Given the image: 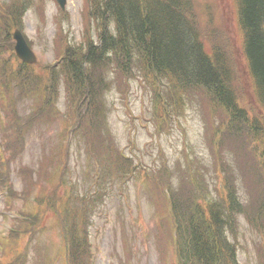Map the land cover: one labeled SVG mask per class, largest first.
<instances>
[{"label":"rangeland","instance_id":"obj_1","mask_svg":"<svg viewBox=\"0 0 264 264\" xmlns=\"http://www.w3.org/2000/svg\"><path fill=\"white\" fill-rule=\"evenodd\" d=\"M35 2L25 0L21 28L38 57V62L29 67L33 73L30 78L36 75L47 81L50 64L58 59L57 41L64 44L69 39L68 48L84 49L81 43L88 35L84 33L86 26L96 36L101 24L95 10L86 13L84 0H66L65 10L56 0H43L40 7ZM194 2V20L203 32L220 30L223 35L219 44L233 50L237 101L250 113L254 130L246 137V124L243 129L227 128L224 110L211 107L202 92L184 97L176 92L174 97L176 88L169 77L156 80L165 84V95L158 103V87L146 79L143 70H135L132 79L117 68L99 70L98 76L106 74L96 88L100 133L93 138L97 145H101V139L104 144L99 151L92 150L101 163V175L96 179L87 132L70 130L67 135L76 121H86L87 113L84 117V100L79 102L82 97L78 96L77 104L73 102L75 96L63 75L50 87L57 92L55 105L38 119L31 116L42 100L41 89L36 87L28 96L16 94V106L25 121V142L15 154L6 148L5 141L0 147L6 149V167L15 191L5 199L0 190V264H65L63 233L68 220L79 229L87 225L92 249L89 264H178L164 188L172 186L177 192L184 189L186 195L191 191L189 177L193 175L200 189L196 195L210 201L227 193L226 175L243 204L254 200L262 190L259 174L264 172V158L257 163L253 157L256 150L250 143L260 146L264 142V107L240 51L242 34L236 22L235 0ZM182 35L185 42L186 27ZM203 42L210 49L212 42L206 37ZM2 58L7 70L18 67L9 49L4 50ZM70 106L76 109L73 114ZM111 144L118 146V151L108 152ZM120 151L132 156L137 166L130 178L125 175L127 159ZM38 192L39 219H30L32 227L23 231L24 235L12 233L10 241L2 239L10 227L20 225L16 212L29 211L32 204L27 197ZM53 203L59 205L58 211L50 207ZM66 211L77 215L71 218ZM84 217L87 221L82 223ZM33 228L37 232L27 234ZM234 230L230 239L239 264H264L259 230L244 215L237 216Z\"/></svg>","mask_w":264,"mask_h":264},{"label":"trees","instance_id":"obj_2","mask_svg":"<svg viewBox=\"0 0 264 264\" xmlns=\"http://www.w3.org/2000/svg\"><path fill=\"white\" fill-rule=\"evenodd\" d=\"M237 4L244 53L259 99L264 103V0H237ZM95 5L104 20L98 38H89L84 49L69 48L64 59L68 78L84 91L90 103L106 74L98 76L99 70H107L114 61L125 73L142 65L155 79L169 76L177 83L176 92L205 89L213 101L227 109L232 125L241 129L247 125L246 137L254 130L246 111L236 103L232 86L233 50L219 44L222 36L217 30L211 28L203 32L194 20L197 15L194 0H95ZM17 9L11 7V10ZM106 16L115 23L112 31L105 22ZM183 27L187 30L185 42ZM203 37L212 42L210 49H206ZM55 68L59 69L58 66ZM263 177L264 172L259 174L264 191ZM232 202L225 207L220 204L205 217L196 203L182 204L178 212L174 209L177 242L188 260L201 264H236L231 259L223 260L225 255H232V251L223 239L226 223L221 213L227 212ZM258 209L260 219L264 220V194ZM86 221L84 219L83 223ZM86 227L72 226L67 231L68 264H89L91 260Z\"/></svg>","mask_w":264,"mask_h":264},{"label":"water","instance_id":"obj_3","mask_svg":"<svg viewBox=\"0 0 264 264\" xmlns=\"http://www.w3.org/2000/svg\"><path fill=\"white\" fill-rule=\"evenodd\" d=\"M60 2L64 5L65 0H60ZM15 38L17 39L18 43L16 46L18 54L25 60L33 62L36 60L34 53L30 50L27 43L25 42L23 36L21 35L20 31L15 32Z\"/></svg>","mask_w":264,"mask_h":264},{"label":"bare ground","instance_id":"obj_4","mask_svg":"<svg viewBox=\"0 0 264 264\" xmlns=\"http://www.w3.org/2000/svg\"><path fill=\"white\" fill-rule=\"evenodd\" d=\"M239 2V1H238ZM244 2V1H243ZM239 5V4H238ZM242 5V4H241ZM241 7V6H240ZM240 11V10H239ZM261 19V18H260Z\"/></svg>","mask_w":264,"mask_h":264}]
</instances>
